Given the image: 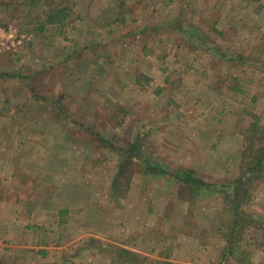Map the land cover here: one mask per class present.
I'll return each instance as SVG.
<instances>
[{
	"label": "rangeland",
	"instance_id": "obj_1",
	"mask_svg": "<svg viewBox=\"0 0 264 264\" xmlns=\"http://www.w3.org/2000/svg\"><path fill=\"white\" fill-rule=\"evenodd\" d=\"M260 136L264 0H0V264H264Z\"/></svg>",
	"mask_w": 264,
	"mask_h": 264
},
{
	"label": "trees",
	"instance_id": "obj_2",
	"mask_svg": "<svg viewBox=\"0 0 264 264\" xmlns=\"http://www.w3.org/2000/svg\"><path fill=\"white\" fill-rule=\"evenodd\" d=\"M49 22L56 21H54V18L51 16ZM39 29H43L42 24L40 25ZM120 107L121 109L123 108L122 105ZM64 111L65 110L63 109L60 113L64 114ZM67 116H63L61 117V119L63 120ZM247 138L249 139V142H253V137H251V135H249ZM259 138L261 139V142L258 143L256 147L254 144V147H252L251 149L249 146L248 148H245L244 153L242 155L243 161L241 164V171L237 178L232 182L235 190L234 198L231 199L230 202L233 204L235 211L233 214L234 219L231 224V237L228 239V244L225 249V253L228 255H238L241 257L243 256L242 250L237 243V239L239 237L237 233L239 230L242 229L243 217L247 216V214L240 208V201L243 200V196L246 195L247 191H249V187L247 185L252 183L254 177L257 178L261 170L264 169V143L262 141L263 137L260 136ZM259 138H257V140ZM139 148L141 149L140 144L138 140L135 139L132 143H130L129 147L126 149V153L121 158L120 165L113 178V190H118V188L122 186L121 181L124 175L128 172L127 169L129 167V162L137 158L136 151H139ZM149 165L151 168L150 170L152 172H159L157 173L158 175L171 173L174 178L179 179V181H181L183 184L190 187L191 189H194L198 195L201 194V191L203 189L210 187V184L207 183L201 177L197 176L196 172L192 168H182L180 170H177L176 172H169L168 169H162L157 164L150 163ZM156 167H159L160 171L154 170V168ZM250 219L254 220V218L252 217ZM227 235H229V233ZM123 256L126 257V260L124 261L126 262V264H134V261L136 259L140 262L139 256L137 253H135V251H131L127 248L117 246V249L114 250L113 259L121 258L119 264H124L122 261ZM114 261L113 263H115Z\"/></svg>",
	"mask_w": 264,
	"mask_h": 264
}]
</instances>
